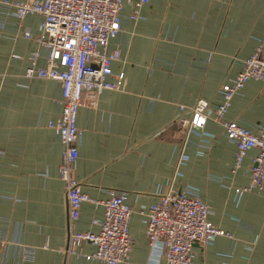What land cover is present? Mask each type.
<instances>
[{
	"label": "crops",
	"instance_id": "obj_1",
	"mask_svg": "<svg viewBox=\"0 0 264 264\" xmlns=\"http://www.w3.org/2000/svg\"><path fill=\"white\" fill-rule=\"evenodd\" d=\"M4 1L29 0H0V264H103L86 259L96 251L90 242L80 254L65 252L71 226L63 146L48 126L61 115L62 86L26 77L34 52L40 67L47 64L38 43L43 17L20 20ZM133 13L125 7L110 47L122 53L113 71L125 73L124 88L105 90L96 107L85 101L79 109L74 177L97 202L111 190L127 193L134 242L127 264L158 262L147 212L169 189L198 195L210 207L209 221L230 235L196 244L192 264H264V188L238 193L250 183L258 151L235 171L236 146L221 125L209 119L201 133L183 126L199 100L214 116L222 87L264 40V0H150L137 20ZM226 120L263 129L264 82L249 80ZM103 220L102 205L84 203L73 231L97 234Z\"/></svg>",
	"mask_w": 264,
	"mask_h": 264
},
{
	"label": "built area",
	"instance_id": "obj_2",
	"mask_svg": "<svg viewBox=\"0 0 264 264\" xmlns=\"http://www.w3.org/2000/svg\"><path fill=\"white\" fill-rule=\"evenodd\" d=\"M150 0H29L4 1L15 16L22 20L30 14L43 17L38 43L47 51L46 67L38 65L39 54L30 57L27 78L57 80L62 86L60 117L49 123V128L60 138L63 146L60 178L64 183L69 203L71 233L68 254H80L84 242L96 246V251L85 256L103 264H127L132 252L133 238L130 221L133 209L126 192L109 191V198L97 202L87 196L73 175L79 158L78 145L82 131L78 126L79 109L86 101L97 106L99 95L105 91L124 88L125 73L114 74L113 66L122 60L119 48L111 49V42L122 30L123 12L132 6V20L139 18V10ZM29 38L30 34H26ZM114 78V79H112ZM249 80L264 82V40L243 64L239 75L222 87V103L214 116L207 114L209 103L199 100L190 110V118L183 122L189 133H201L212 119L224 129L225 135L236 146L234 170H238L251 150L258 154L253 160L251 180L238 193L264 188V128L254 133L236 121L226 120L233 98ZM184 109L183 107L181 108ZM159 201L150 206L146 236L152 252L158 255L156 264H192L196 244L212 245L218 237H229L224 230L209 221L211 210L198 195L169 189L158 193ZM100 204L104 220L100 232L73 231L84 203ZM34 251L26 257L32 259ZM152 264V263H150Z\"/></svg>",
	"mask_w": 264,
	"mask_h": 264
}]
</instances>
